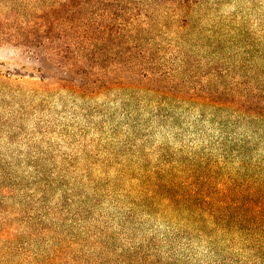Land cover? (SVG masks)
Masks as SVG:
<instances>
[{"label": "rangeland", "instance_id": "1", "mask_svg": "<svg viewBox=\"0 0 264 264\" xmlns=\"http://www.w3.org/2000/svg\"><path fill=\"white\" fill-rule=\"evenodd\" d=\"M28 1L0 0V264H264L263 119L230 112L238 120L233 138L248 142L244 151L215 145L225 112L213 115L214 108L205 119L199 109H185L180 131L124 123L114 133L124 114L99 129L102 114L89 120L90 105L51 90L69 77L66 70L31 55L20 43L28 39L17 41V29L40 25L46 12L40 2ZM61 1L44 4L58 11L48 42L55 48L73 45L84 20ZM219 1L209 3L204 22L230 23L228 79L263 110L264 0ZM63 30L64 41L58 38ZM167 144L185 151L202 145L204 168L220 163L211 192L220 194L219 180L233 179L225 187L230 205L215 211L231 220L229 236L211 238L171 220L194 213L161 204L159 193L170 184L183 192L191 182L186 167L161 152ZM123 171L131 175L122 177ZM223 196L214 201H228ZM225 206L230 209L221 210Z\"/></svg>", "mask_w": 264, "mask_h": 264}, {"label": "trees", "instance_id": "2", "mask_svg": "<svg viewBox=\"0 0 264 264\" xmlns=\"http://www.w3.org/2000/svg\"><path fill=\"white\" fill-rule=\"evenodd\" d=\"M53 1L58 2L28 1L29 5L40 2V10L46 12L40 16V25L16 28L20 38L17 41L28 39L20 43L33 50H30L31 55L66 70L69 77L55 81L51 90L65 91L84 106L90 105L89 113L86 112L89 120L96 113L102 114L104 119L97 125L99 129L106 120H116L118 115L124 114L125 120L114 124V133L124 123L130 128L143 125L150 130L180 131L185 126V109H199L205 119L209 115L206 110L214 108L213 115L225 112L215 145L230 147L236 144L244 151L248 142L233 138L232 126L238 120L232 121L230 112L236 110L244 117L251 113L252 117L263 119L264 127V55L262 110L254 107L250 95L242 98L228 79L233 72L225 63L230 49L225 40L232 37L234 29L227 21L213 19L208 25L204 22L210 11L208 5L214 0H62V7H69L80 18L84 16L81 31H77L74 38V48V44L68 42L56 48L48 43L54 38L50 36L51 26L56 25L59 18L58 11L44 4ZM217 1L215 4L219 6L220 1ZM98 6L100 13H96ZM60 34L58 38L64 41L65 30ZM245 122L252 126L250 120ZM185 149L188 148L177 150L169 144L161 149L171 156L173 164L186 167L183 169L186 181H191L190 187L183 188V192L176 191L171 184L165 192H158L161 204L175 211L195 214L173 217L171 220L179 225L211 238L221 234L229 236L231 220H222L215 211L220 210L219 204L230 205L225 187L233 179L219 180V185L223 186L220 194L211 192L217 179L215 171L222 166L214 162L212 169L204 168L207 157L202 145L190 151ZM124 173L129 172L123 171L122 177ZM138 180H132L138 182L135 183L137 188ZM215 195L221 199L225 195L228 201H214Z\"/></svg>", "mask_w": 264, "mask_h": 264}]
</instances>
